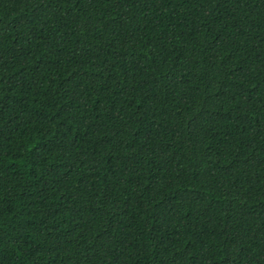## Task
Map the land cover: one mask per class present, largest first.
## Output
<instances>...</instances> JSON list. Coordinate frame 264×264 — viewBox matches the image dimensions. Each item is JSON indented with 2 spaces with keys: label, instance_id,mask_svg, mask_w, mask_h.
Returning <instances> with one entry per match:
<instances>
[{
  "label": "trees",
  "instance_id": "1",
  "mask_svg": "<svg viewBox=\"0 0 264 264\" xmlns=\"http://www.w3.org/2000/svg\"><path fill=\"white\" fill-rule=\"evenodd\" d=\"M0 264H264V0H0Z\"/></svg>",
  "mask_w": 264,
  "mask_h": 264
}]
</instances>
